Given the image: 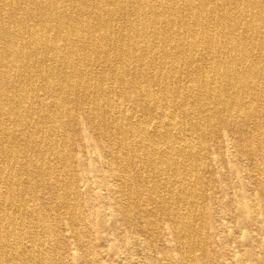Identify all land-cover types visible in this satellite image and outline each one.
<instances>
[{
  "label": "bare ground",
  "instance_id": "obj_1",
  "mask_svg": "<svg viewBox=\"0 0 264 264\" xmlns=\"http://www.w3.org/2000/svg\"><path fill=\"white\" fill-rule=\"evenodd\" d=\"M240 157L232 179L256 192L238 226L264 250V0H0V264H53L50 241L79 264L82 237L117 218L129 238L111 251L155 264L136 229L154 239L157 217L176 244L161 261L215 264L225 229L201 200ZM94 197L114 219L89 231Z\"/></svg>",
  "mask_w": 264,
  "mask_h": 264
},
{
  "label": "rangeland",
  "instance_id": "obj_2",
  "mask_svg": "<svg viewBox=\"0 0 264 264\" xmlns=\"http://www.w3.org/2000/svg\"><path fill=\"white\" fill-rule=\"evenodd\" d=\"M221 147H222V152L226 155V157L231 158L234 148L232 147V141L230 137H226L224 142H222ZM88 156L91 157V155ZM238 160L239 161L237 162H233L234 164L230 163L227 165H222L221 163H216V165L214 166V169L218 173L217 176H215L212 179L213 183L211 182V186L207 191V194H209L208 196H212L213 202L204 203L201 200V203L205 204L204 207L206 206V208H204L205 211L203 210V214H205L203 223L204 221H206V219H209V217L213 214L215 220L219 222L218 224L222 225V227H224L225 229V234L221 236V241L220 242L218 241L216 245V250L218 254H220L223 257H216L215 264H254L255 259H257V262L255 261V264H264V250H262L260 247H257L255 251H251L250 248L248 249L244 236V234L247 231L246 230L242 231V229L238 226V217L236 216V214L239 206H242V203L240 204V202L237 201L238 195H240V193L244 191L249 197L253 198L254 197L253 195H255L256 192L254 184H252L251 180L247 176L245 177V182H246L245 189L244 188L240 189L238 187L237 180L232 179V175L229 172L228 167H231L232 169H235L238 166L244 168L246 164V160L244 157H240ZM94 192L97 193L102 192L103 194H105V191L104 190L102 191L100 189L98 190L96 189L94 190ZM89 202H90L89 199H82L81 208L83 209V211L81 209L82 212L81 215L79 216V219L83 217L82 219L85 220L84 225L86 229L92 231V225H94V223L96 222L95 217L97 215V212L100 210L104 211L103 215L99 217L101 218L102 221L104 220L109 223L114 219L112 207H107L104 204L98 203L94 197L91 200V204L93 205V207L91 209H88L87 211L86 209L87 206H89ZM165 218L167 219V217H161V218L157 217V219L155 220L159 224L156 225V227H154V229H152L150 232L153 235L154 239H152V236L148 235L144 230L142 231V229L140 228L136 229V231L139 232L143 240L146 241L153 240L155 242V243L153 242L152 249L150 251L151 256L154 257L155 264L168 263L167 261H161L163 257L166 256L161 254L163 248L170 247L171 249L170 255L175 254L176 252L174 247V245L176 244L169 242L167 240L168 232L163 226V224H165L164 223L166 220ZM243 218H245V214H243ZM116 223L117 226L119 227L116 233L112 232V230L102 231L101 228L96 229L92 233L93 243H94L93 245L90 244L88 238L82 237L81 239L82 245L87 246L88 249L87 252L86 250H83V252H85L84 253L85 260L84 261L81 260L79 264H91L93 260H95L94 255L98 257L99 253H102V261L105 264H125L126 262H130V261H133L134 264H135L134 261H138L140 264L143 263L142 262L143 253L139 250L138 251L133 249L125 250L126 253L123 255L124 258L122 259H120L118 255L114 253V251H111L112 246L115 244L117 240L119 241L121 240L122 241L121 243H123V247H124V242H126L129 238L127 235V229L123 226L122 221L120 220L119 222V218H117ZM208 230L209 229L207 228L204 231H202L203 232L202 236L205 240L207 239L210 240L211 231ZM250 232L253 233L254 236L257 234V232H255V228H253L252 230L250 229ZM63 233L67 237V242L72 243L74 241V238L70 237L71 235L69 233L67 232H63ZM46 247L51 249L50 255H52L53 258V264H73L75 262L73 258L77 256L76 251L68 250L66 245L56 246L50 241ZM92 251H93V256H90L89 252ZM86 255H88L89 258H93V259L89 261V258L87 259ZM54 256L56 259L54 258ZM192 258L189 259L190 264H194V262H192L193 261Z\"/></svg>",
  "mask_w": 264,
  "mask_h": 264
}]
</instances>
